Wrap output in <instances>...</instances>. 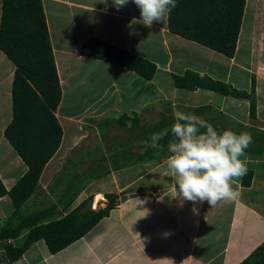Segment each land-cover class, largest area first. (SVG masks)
<instances>
[{"label": "crops", "instance_id": "obj_1", "mask_svg": "<svg viewBox=\"0 0 264 264\" xmlns=\"http://www.w3.org/2000/svg\"><path fill=\"white\" fill-rule=\"evenodd\" d=\"M100 2L41 0L61 87V102L55 116L62 128V139L21 210L25 206L32 209L25 213L27 215L55 209V217L62 218L83 201L95 202L97 195L100 199L96 206L104 208L101 202L106 201V194L114 196V206L83 237L60 251L50 253L44 241L38 240L11 264H239L264 241V0L245 1L233 58L170 33L167 16L147 28L139 22L140 12L135 4L129 3L116 10L111 0L107 5ZM246 24L249 31L244 33ZM89 39L103 40L151 61L156 66L153 78L146 80L120 65L80 55L82 42ZM242 47L244 56L240 53ZM85 63L87 67L95 66L87 69L93 78L96 64L100 69L99 77H109L98 94L88 91L90 84L96 81L87 82L79 76ZM14 68L0 50V149L5 150V154L0 153V180L7 191L27 170L3 134L11 120ZM188 70L247 92L254 79L255 118L249 117L247 100L200 88L195 91L176 88L172 76H182ZM71 80L82 94L75 93V96L86 99L81 108H74L67 114L62 105ZM145 91L148 94L145 95ZM124 96L135 103L125 104ZM260 102L263 104L262 114ZM149 104L157 106L149 110L157 113V118L167 105L173 115L177 110L192 113L194 108L206 107L199 116L212 120L218 129L256 131L245 150L246 156L241 158L246 160L247 169L252 172L251 183L249 187H243L242 177L237 178L234 187L240 192L238 199L221 200L213 206L207 201L194 204L177 196L175 183L159 189L158 181L150 179V173L144 171L151 165L162 169L165 164L167 166V158L111 172L105 178L85 185L76 196L69 188L71 182L54 189L52 182L69 162L88 170L94 165L92 156L85 159L78 156L86 146L84 140L89 141L94 131V142L100 141L95 122L111 113L120 118L138 119V112ZM147 112L143 119H146ZM78 124H85L86 130H79V127L77 130ZM63 126L70 130L64 133ZM115 131L110 129L106 135L118 136ZM99 154L105 152L100 149ZM134 171L135 178L126 180ZM116 176L120 182L112 185ZM73 180L78 185L79 179ZM64 188L73 193H63ZM14 209L8 195L0 198V226Z\"/></svg>", "mask_w": 264, "mask_h": 264}, {"label": "trees", "instance_id": "obj_2", "mask_svg": "<svg viewBox=\"0 0 264 264\" xmlns=\"http://www.w3.org/2000/svg\"><path fill=\"white\" fill-rule=\"evenodd\" d=\"M245 1L177 0L176 7L167 15L168 31L227 58H233ZM0 50L15 67L11 84V120L3 134L27 166L26 172L10 190L7 191L0 180V198L8 195L15 208L13 214L0 226V246L4 250L5 260L11 264L38 240L44 241L50 253H56L80 239L108 215L114 206V196L107 195L108 205L97 211H82L88 203L83 201L62 218L55 217V209L27 215L21 211L24 202L36 189L44 166L55 154L62 139V128L55 116L61 102V87L41 0H1ZM79 53L120 65L146 80H151L156 70L151 61L100 39L82 42ZM172 79L178 89L195 91L200 88L247 100L249 117L255 118L254 79L249 92L237 90L206 75L200 77L189 70L182 76L173 75ZM206 109L194 108L192 113L199 115ZM124 119L115 121L103 117L95 122L100 139L104 140L110 129L120 128L129 130L128 143L108 156L101 154L88 170L87 177L86 172L81 173L79 177L82 179L78 185L69 187L74 191L73 196L85 185L105 178L111 172L135 164L160 162L168 157L167 144L173 139L170 134L161 139L160 149H153L145 142L153 132H170L174 122L170 108L161 113L158 121L148 126L140 123L128 126ZM206 121L213 124L212 120ZM251 178L252 172L248 170L241 179V185L249 187ZM8 239L13 240L14 245L7 244ZM239 264H264V241Z\"/></svg>", "mask_w": 264, "mask_h": 264}, {"label": "clouds", "instance_id": "obj_3", "mask_svg": "<svg viewBox=\"0 0 264 264\" xmlns=\"http://www.w3.org/2000/svg\"><path fill=\"white\" fill-rule=\"evenodd\" d=\"M100 3L107 5L109 0ZM129 3L139 9V22L151 28L172 12L177 0H111L116 10ZM169 134L173 139L167 144V169L174 174L177 196L194 204L207 201L211 206L240 197L234 185L248 171L241 158L252 143L251 133L221 130L195 113L177 110L170 132H153L145 143L160 149L161 139Z\"/></svg>", "mask_w": 264, "mask_h": 264}, {"label": "rangeland", "instance_id": "obj_4", "mask_svg": "<svg viewBox=\"0 0 264 264\" xmlns=\"http://www.w3.org/2000/svg\"><path fill=\"white\" fill-rule=\"evenodd\" d=\"M248 21L249 19L246 18ZM249 31L248 29V24H246L245 26V29H244V33H247ZM245 52V49L244 47H242L240 53L242 54L241 56H244V53ZM245 56H246V53H245ZM91 63V62H90ZM85 67H83V69L81 68L80 69V72H79V76L84 80V81H87V82H90L89 80H94L96 82H92L90 84V89L88 90L91 94H98L103 86V83H105V81H107L109 79V77H105V78H100L99 75H98V64H96V76L95 78H93V75H92V72H89L87 69L88 68H92L94 69L95 66H90V67H87V63L84 64ZM99 81V82H98ZM72 82V83H70ZM68 85L69 87L66 88V95H65V98H64V102H63V105H62V110L64 112H66L67 114L69 113H72V110L74 108H81V106H83L84 104V101L86 98L85 97H81L82 94L80 92V89H78L77 87V84L76 83H73V81L71 80ZM76 85V87H75ZM75 93L76 94H81L80 97L77 98V96H75ZM148 94L146 91H145V95ZM90 95V94H89ZM123 101H125V104H130V105H133L135 103V100H130L127 98V96H124V99ZM260 105V112L262 114L263 112V104L262 102L259 103ZM157 107L155 104H149V105H145L143 107V109L145 110H142L140 112H138V115H136L138 117V119H136L135 117L131 118H127V119H124L123 121L125 122L126 125L128 126H132L134 124H137V123H140V125H144V126H148L150 124H154L156 121H158L160 119V116L159 118L158 115H156L157 113H155L154 111L153 112H150L149 110L153 107ZM169 108V106H165V109L167 110ZM148 110L147 112V116H146V119L147 121H145L146 119H143L144 118V114L145 112ZM109 116V117H108ZM107 117L108 118H112L113 120H117V119H120V117L115 114V113H111L110 115H108ZM157 118V120H156ZM143 120V121H142ZM156 120V121H155ZM142 122V123H141ZM101 124H104V122H102ZM78 127H79V130H86V125L85 124H78L77 125V130H78ZM240 127V126H239ZM63 129H64V126H63ZM240 129V128H239ZM70 129H64V133H67ZM83 132V131H82ZM103 132V131H101ZM95 133V131H94ZM94 133L91 134V136L89 137V141L88 140H84L85 141V144L86 146L83 148V153L82 155H79L78 158L79 159H85L86 157L88 156H92V158H94L93 161L96 160V158H99L100 154H99V150L102 149L103 152H105V154L110 155L112 154L113 152H115L116 149H122V146L123 145H126L128 143V137H129V130H126V129H117V131H115L114 133L118 136H111V135H106L104 139V141H102V139L99 138V142H98V139L96 142H94ZM250 133L251 135L252 134H256V131L255 130H250ZM98 142V143H97ZM104 144V145H103ZM140 145V144H138ZM91 147V149H86V147ZM262 146V144H261ZM93 148V149H92ZM12 151V150H10ZM0 153H4L5 154V150L4 149H0ZM13 153L12 155H16L15 152H11ZM81 154V153H79ZM1 155V154H0ZM76 157V156H75ZM0 160H1V156H0ZM3 160V158H2ZM156 165H151V166H148L145 168V173H150V179L154 178L156 181H158L159 183V189H163V188H166L172 184L175 183V177H174V174L171 173L168 169H167V166L166 164L164 166H162V169H159L158 167L155 168ZM83 172H86L85 173V177L88 176L89 172H88V168H82V165H78V164H74L72 165L71 162L68 163V165L64 168L63 172H61L57 177H55V180L52 182V185L54 186V189H57V187L59 185H61L62 183H70L71 182V185L73 186H76L77 185V181L73 180L74 178H77L79 180L82 179V177L78 176L77 177V174L79 173H83ZM135 174L136 172H132L131 174H128V177L125 178L126 180H133L135 178ZM84 175V174H82ZM81 178V179H80ZM119 176L115 178V180H112V185H114L115 183L114 182H120L119 181ZM52 190H53V187H52ZM63 193L65 194H71L72 191H70L68 188H64V191ZM107 195L109 194H106L105 198H106V201H103L101 202L102 205H108V202H109V198L107 197ZM98 196V195H97ZM96 196V199H95V202L93 203H88V205L85 207V210H92L91 208H94L96 209L95 211L98 210V206H96V203L98 202V200L100 199V196H99V199L97 198ZM97 200V201H96ZM92 204V205H91ZM101 209V208H100ZM23 213H26V212H30L32 211V209H28L27 206H25L23 208V210H21ZM93 211V210H92ZM4 250L2 249V247L0 246V264H8L7 261L5 260V256H4Z\"/></svg>", "mask_w": 264, "mask_h": 264}, {"label": "built area", "instance_id": "obj_5", "mask_svg": "<svg viewBox=\"0 0 264 264\" xmlns=\"http://www.w3.org/2000/svg\"><path fill=\"white\" fill-rule=\"evenodd\" d=\"M6 242H7V244H12V245H14V241L11 240V239H8Z\"/></svg>", "mask_w": 264, "mask_h": 264}, {"label": "bare ground", "instance_id": "obj_6", "mask_svg": "<svg viewBox=\"0 0 264 264\" xmlns=\"http://www.w3.org/2000/svg\"><path fill=\"white\" fill-rule=\"evenodd\" d=\"M97 198L99 199V196H97ZM97 201V200H96Z\"/></svg>", "mask_w": 264, "mask_h": 264}]
</instances>
